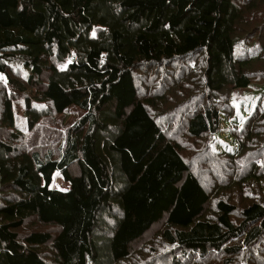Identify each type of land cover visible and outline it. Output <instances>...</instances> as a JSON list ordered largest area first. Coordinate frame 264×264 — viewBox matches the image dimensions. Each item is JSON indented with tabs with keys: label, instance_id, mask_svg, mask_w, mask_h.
Masks as SVG:
<instances>
[{
	"label": "trees",
	"instance_id": "16d2710c",
	"mask_svg": "<svg viewBox=\"0 0 264 264\" xmlns=\"http://www.w3.org/2000/svg\"><path fill=\"white\" fill-rule=\"evenodd\" d=\"M254 84L264 0H0V264H264V108L231 105Z\"/></svg>",
	"mask_w": 264,
	"mask_h": 264
},
{
	"label": "rangeland",
	"instance_id": "374dc122",
	"mask_svg": "<svg viewBox=\"0 0 264 264\" xmlns=\"http://www.w3.org/2000/svg\"><path fill=\"white\" fill-rule=\"evenodd\" d=\"M172 74V73H171ZM178 74H181V72H178ZM177 75V74H175ZM174 75V76H175ZM142 85L141 87V92L142 93H148L145 89H143L145 86H148L149 84L146 83L144 80H141ZM155 83V82H154ZM147 84V85H146ZM160 84H164L163 82L160 81ZM171 82H168V85H170ZM167 88V87H166ZM150 89V86L148 87V90ZM234 95L232 96L231 100V105L235 109L234 113V120L233 123L237 125L238 127H241L242 124L244 123L245 119L252 113L253 109L256 108L257 106H261L264 108V85L262 84H254V86H250L246 89L240 90V91H235L233 92ZM164 95H171L173 96V93H168L165 91L163 93ZM168 97H165V99ZM170 100V99H169ZM171 101V100H170ZM34 106L36 108H44L45 104L43 103H34ZM232 120H228L224 122V127H228L232 124ZM64 127L62 126H56L53 124V121H45L42 124L41 129H36V130H30L28 133L25 143L27 147H33L38 150H44L45 146L50 147L52 146L53 142L52 140L57 138L58 136L61 135V130H63ZM48 138V139H47ZM47 139V141H46ZM182 140L186 143V148L184 150V154L188 157L191 158L194 154V145L196 143V139H192L188 137L185 134L182 137ZM185 147V146H184ZM213 150H222V151H227V152H233L237 149V143L231 138L228 137L227 134H219L216 136V141L213 144ZM204 156L203 155H198L196 164L199 163L201 170L206 174L208 181L207 180H202V183L206 185L207 189L212 187L210 193L217 192L219 191L220 196L222 197L223 194L227 195L228 192L223 191L227 189H222L224 187L233 185L235 186L236 181H232L234 174L231 175V181L227 183H218L222 179V173L223 170L220 165H216L214 168V173L216 176V180H213L212 177L207 174L205 163L203 162ZM195 164V165H196ZM54 188H57L59 190L63 191H68L71 188L70 183L65 182L61 176L60 173H56L55 175V180H54ZM233 189L235 191L237 190L236 187H232L229 192H231ZM222 190V191H221ZM216 205V201L212 203L211 208H209L208 214L210 215V212L214 210ZM212 214V213H211ZM148 240V238L146 239Z\"/></svg>",
	"mask_w": 264,
	"mask_h": 264
}]
</instances>
